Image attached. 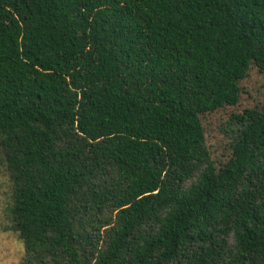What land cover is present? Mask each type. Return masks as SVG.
<instances>
[{"label": "trees", "instance_id": "trees-1", "mask_svg": "<svg viewBox=\"0 0 264 264\" xmlns=\"http://www.w3.org/2000/svg\"><path fill=\"white\" fill-rule=\"evenodd\" d=\"M252 71L264 0H0L21 264H264V105L207 122Z\"/></svg>", "mask_w": 264, "mask_h": 264}, {"label": "rangeland", "instance_id": "rangeland-1", "mask_svg": "<svg viewBox=\"0 0 264 264\" xmlns=\"http://www.w3.org/2000/svg\"><path fill=\"white\" fill-rule=\"evenodd\" d=\"M245 89L239 107L221 110L207 118V122L210 124L208 131L211 135L219 136L222 132L219 127L215 128V124L224 122L226 127H230L232 125V115L238 114L240 121L246 109L262 108L264 105V74L252 71L249 79L245 82ZM245 123L248 124L254 136L258 137L260 135L261 132L257 131L256 126L251 125L249 122ZM214 140L217 141V137H214ZM215 146L218 147L219 151H222L219 145L215 144ZM10 195L9 173L0 164V264H21L24 254L23 243L15 234L7 230L9 224L6 218V209L10 202Z\"/></svg>", "mask_w": 264, "mask_h": 264}]
</instances>
